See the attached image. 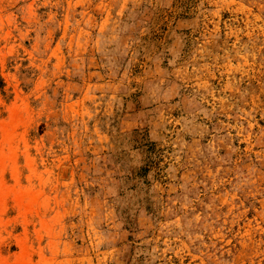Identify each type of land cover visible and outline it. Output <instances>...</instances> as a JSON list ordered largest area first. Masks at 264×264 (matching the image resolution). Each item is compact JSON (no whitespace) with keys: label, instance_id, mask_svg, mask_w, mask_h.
Here are the masks:
<instances>
[{"label":"rangeland","instance_id":"1","mask_svg":"<svg viewBox=\"0 0 264 264\" xmlns=\"http://www.w3.org/2000/svg\"><path fill=\"white\" fill-rule=\"evenodd\" d=\"M0 264H264V0H0Z\"/></svg>","mask_w":264,"mask_h":264}]
</instances>
